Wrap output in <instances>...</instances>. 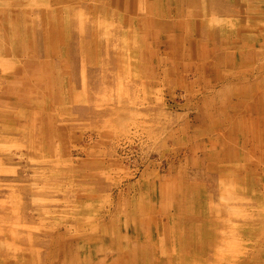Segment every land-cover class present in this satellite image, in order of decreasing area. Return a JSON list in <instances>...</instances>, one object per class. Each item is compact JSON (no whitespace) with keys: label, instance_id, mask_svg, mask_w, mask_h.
<instances>
[{"label":"rangeland","instance_id":"374dc122","mask_svg":"<svg viewBox=\"0 0 264 264\" xmlns=\"http://www.w3.org/2000/svg\"><path fill=\"white\" fill-rule=\"evenodd\" d=\"M0 264H264V0H0Z\"/></svg>","mask_w":264,"mask_h":264}]
</instances>
